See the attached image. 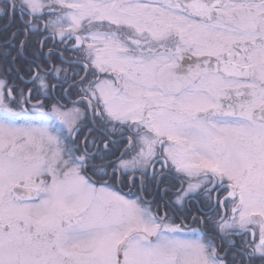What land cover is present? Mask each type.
<instances>
[{
	"label": "snow or ice",
	"instance_id": "1",
	"mask_svg": "<svg viewBox=\"0 0 264 264\" xmlns=\"http://www.w3.org/2000/svg\"><path fill=\"white\" fill-rule=\"evenodd\" d=\"M0 20V264H264V0Z\"/></svg>",
	"mask_w": 264,
	"mask_h": 264
},
{
	"label": "flooded vegetation",
	"instance_id": "2",
	"mask_svg": "<svg viewBox=\"0 0 264 264\" xmlns=\"http://www.w3.org/2000/svg\"><path fill=\"white\" fill-rule=\"evenodd\" d=\"M4 23H6V21L0 20V26H2ZM4 36H5V33L3 31H0V43L3 42Z\"/></svg>",
	"mask_w": 264,
	"mask_h": 264
}]
</instances>
